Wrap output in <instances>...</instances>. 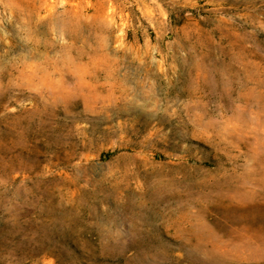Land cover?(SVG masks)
Here are the masks:
<instances>
[{
    "label": "rangeland",
    "instance_id": "374dc122",
    "mask_svg": "<svg viewBox=\"0 0 264 264\" xmlns=\"http://www.w3.org/2000/svg\"><path fill=\"white\" fill-rule=\"evenodd\" d=\"M0 264H264V0H0Z\"/></svg>",
    "mask_w": 264,
    "mask_h": 264
},
{
    "label": "bare ground",
    "instance_id": "6f19581e",
    "mask_svg": "<svg viewBox=\"0 0 264 264\" xmlns=\"http://www.w3.org/2000/svg\"><path fill=\"white\" fill-rule=\"evenodd\" d=\"M106 100V99H105ZM105 108V107H104Z\"/></svg>",
    "mask_w": 264,
    "mask_h": 264
}]
</instances>
